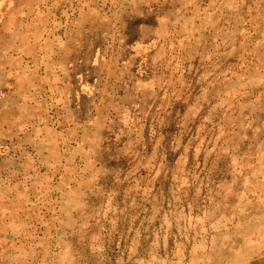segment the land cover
I'll return each instance as SVG.
<instances>
[{
	"label": "rangeland",
	"instance_id": "374dc122",
	"mask_svg": "<svg viewBox=\"0 0 264 264\" xmlns=\"http://www.w3.org/2000/svg\"><path fill=\"white\" fill-rule=\"evenodd\" d=\"M0 264H264V0H0Z\"/></svg>",
	"mask_w": 264,
	"mask_h": 264
},
{
	"label": "crops",
	"instance_id": "0c3cea01",
	"mask_svg": "<svg viewBox=\"0 0 264 264\" xmlns=\"http://www.w3.org/2000/svg\"><path fill=\"white\" fill-rule=\"evenodd\" d=\"M44 70H50L51 71V75H50V80H48L47 78H43L41 77L40 75L38 76L39 79H37V81L39 83H41V85H36V80L35 82H30L29 84H27L29 82V79H27L28 77H26V79H24V83L26 85V94H19V96L16 98V105L12 102L13 100V97L9 99V97L11 96H7L5 97L6 99H3L4 100V103H5V107H4V112L6 114V117L8 118H12L14 119V114L17 116L18 113L16 111V109H20L21 110V113H20V118H21V121H19L20 125H18V128H25L26 127V120L28 119H32V118H37V120L41 119V118H46V100L43 98V97H40L39 99H34V100H30V96L28 94V91H36L37 89L36 88H39L40 86L42 87V84H44V86H49L52 88V85H55L56 84V81L58 80V73H59V65H56V64H50V63H46V68ZM48 75V74H47ZM20 82L23 84L22 80H20ZM23 86V85H22ZM39 91V90H38ZM42 91H43V88H42ZM41 91V92H42ZM31 95H34L35 92H30ZM14 107H15V110H14ZM48 109V107H47ZM5 125H7V123L5 122ZM8 126V130H6L5 132H9L11 131L12 127H10V125H7ZM20 126V127H19ZM36 126V130H34L33 133L35 134H38L41 130V132H46V141L45 144H46V147H44V149L51 151V149H55V148H58L60 147V140L59 139H55L53 136H55L56 134V130H54V128L50 125V124H38V125H35ZM11 128V129H10ZM26 133H29V132H26ZM71 136V134H70ZM39 139V138H38ZM32 143L34 145H38L40 143H42L39 140H35L33 138V141ZM51 147V148H50ZM53 151V150H52ZM46 157V156H45ZM47 158H50V159H53L55 162H57V158L55 156H51V155H48L47 154Z\"/></svg>",
	"mask_w": 264,
	"mask_h": 264
}]
</instances>
